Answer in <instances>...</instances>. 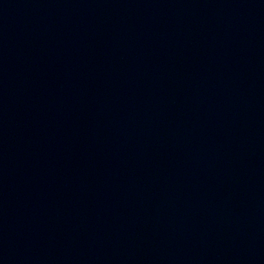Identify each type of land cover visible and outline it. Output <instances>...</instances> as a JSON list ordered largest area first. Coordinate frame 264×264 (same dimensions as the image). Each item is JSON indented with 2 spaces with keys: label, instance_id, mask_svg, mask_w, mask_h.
<instances>
[{
  "label": "water",
  "instance_id": "water-1",
  "mask_svg": "<svg viewBox=\"0 0 264 264\" xmlns=\"http://www.w3.org/2000/svg\"><path fill=\"white\" fill-rule=\"evenodd\" d=\"M139 0H0V161Z\"/></svg>",
  "mask_w": 264,
  "mask_h": 264
}]
</instances>
